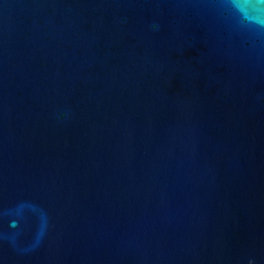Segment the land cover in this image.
Segmentation results:
<instances>
[{
  "label": "water",
  "instance_id": "95a60500",
  "mask_svg": "<svg viewBox=\"0 0 264 264\" xmlns=\"http://www.w3.org/2000/svg\"><path fill=\"white\" fill-rule=\"evenodd\" d=\"M0 264H264V0H0Z\"/></svg>",
  "mask_w": 264,
  "mask_h": 264
}]
</instances>
